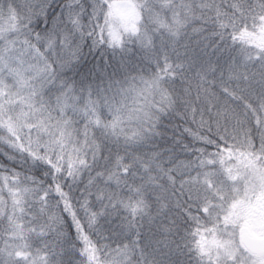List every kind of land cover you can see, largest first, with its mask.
<instances>
[{"label": "snow or ice", "instance_id": "1", "mask_svg": "<svg viewBox=\"0 0 264 264\" xmlns=\"http://www.w3.org/2000/svg\"><path fill=\"white\" fill-rule=\"evenodd\" d=\"M0 264H264V0H0Z\"/></svg>", "mask_w": 264, "mask_h": 264}]
</instances>
